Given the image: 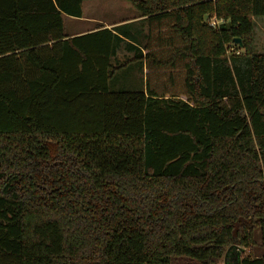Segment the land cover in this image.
<instances>
[{"label":"trees","instance_id":"trees-1","mask_svg":"<svg viewBox=\"0 0 264 264\" xmlns=\"http://www.w3.org/2000/svg\"><path fill=\"white\" fill-rule=\"evenodd\" d=\"M84 1L0 0V264H264V0Z\"/></svg>","mask_w":264,"mask_h":264},{"label":"rangeland","instance_id":"rangeland-1","mask_svg":"<svg viewBox=\"0 0 264 264\" xmlns=\"http://www.w3.org/2000/svg\"><path fill=\"white\" fill-rule=\"evenodd\" d=\"M82 8H83L84 19L86 21H77V19L71 17L64 18L65 32L68 33L69 35L77 31H80L82 29L92 28L94 22L96 21L110 23L111 21L120 20L127 17H135L138 15V12L135 10V8L127 1H123V0H87L83 2ZM210 19L208 20V24ZM92 20L95 21L93 22ZM153 44L154 47L152 48L153 50H155L156 53L162 54L163 57L168 54L169 47L166 44L159 45V42L156 40H154ZM253 46L256 52L264 53V18H254ZM234 49L235 47L233 46L230 50H234ZM238 50H239L238 52L240 53L243 52V49H241L240 47H238ZM119 58L122 59L124 58V56L119 55ZM124 69L126 68L124 67L123 70ZM123 70L119 72V75L115 76V81H120L122 82V84L124 77L123 76L121 77V72L123 73ZM137 70L132 73V75L135 78L134 80L136 82L139 83L142 82L144 84L145 77L141 75L142 73L141 71L139 70L137 71ZM156 73L159 74L160 76L158 78L159 84H157L158 89H162L161 83L166 78V72L164 70H159L156 71ZM178 74L179 73H177V77L175 78L176 81L175 87L171 88L170 91H175L176 89L180 91L181 89L182 76L181 74L179 75ZM262 237L263 234L260 232V230H256V234H255L256 245L254 249H252V251L250 252L252 255H261L264 253V240L262 239ZM175 264H196V263L187 260L184 262V260L182 259L181 262Z\"/></svg>","mask_w":264,"mask_h":264},{"label":"crops","instance_id":"crops-1","mask_svg":"<svg viewBox=\"0 0 264 264\" xmlns=\"http://www.w3.org/2000/svg\"><path fill=\"white\" fill-rule=\"evenodd\" d=\"M85 2V1H84ZM83 4V3H82ZM143 17H140V16H135V17H127V18H124V19H120V20H115V21H111L110 23H104V22H100V21H96V22H94L95 20H92L93 22H94V25H93V27L92 28H88V29H82V30H80V31H77V32H75V33H73V34H71L70 36H74V35H79V34H83V33H86V32H91V31H93V30H95L96 29V26H97V24H103V27H105V28H113L114 26H117V25H120V24H124V23H129V22H136V21H138V20H140V19H142ZM75 19H77V21H86L85 19H84V14H83V8H82V17H80V18H75ZM119 55H123L124 56V58L126 59V60H132V58H133V53H126V52H120L119 53ZM124 58H122L121 60H123ZM143 67H142V73H141V75L142 76H144L145 77V73H146V70H145V67H144V65H142ZM138 71V70H137ZM121 77H122V75H121ZM145 83V82H144ZM119 86H121V87H123L122 85H119ZM142 87L144 88V84L142 83ZM246 251H249V249L248 250H246ZM245 253H248V252H245ZM230 259V258H229ZM184 260V262L186 261L185 259H183ZM182 261V259H180L179 261H177L176 263H178V262H181ZM225 263H226V261H225ZM175 264V263H174Z\"/></svg>","mask_w":264,"mask_h":264},{"label":"built area","instance_id":"built-area-1","mask_svg":"<svg viewBox=\"0 0 264 264\" xmlns=\"http://www.w3.org/2000/svg\"><path fill=\"white\" fill-rule=\"evenodd\" d=\"M220 23H221V20L217 19L216 17H212L209 21V24L212 27H218Z\"/></svg>","mask_w":264,"mask_h":264},{"label":"water","instance_id":"water-1","mask_svg":"<svg viewBox=\"0 0 264 264\" xmlns=\"http://www.w3.org/2000/svg\"><path fill=\"white\" fill-rule=\"evenodd\" d=\"M234 42L235 43H238L240 47H242V43H241V40L240 38H234ZM228 251V250H227ZM227 253V252H226Z\"/></svg>","mask_w":264,"mask_h":264}]
</instances>
